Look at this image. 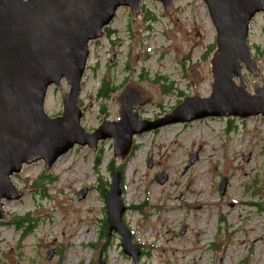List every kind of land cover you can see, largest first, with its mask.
Returning <instances> with one entry per match:
<instances>
[{
  "label": "rangeland",
  "instance_id": "obj_1",
  "mask_svg": "<svg viewBox=\"0 0 264 264\" xmlns=\"http://www.w3.org/2000/svg\"><path fill=\"white\" fill-rule=\"evenodd\" d=\"M140 4L141 26L132 30L129 8H120L111 34L90 44L79 99L81 125L88 132L104 117L119 119L120 105L109 96L115 92L100 91L104 81L118 90L131 79L154 86L157 102L139 110V117L150 121L196 92L211 95L202 72L216 51V29L204 1L174 0L177 12L170 17L160 1ZM248 44L261 68L259 77L242 68L246 89L253 93L255 84L264 85V13L253 19ZM61 90H69L65 80ZM45 110L52 117L61 114L59 87L50 88ZM134 142L124 163L113 158V139H107L95 156L88 145H76L48 173L45 161L25 164L12 180L21 190L37 189L19 201H2L13 222L0 220V264H99L100 258L106 264H136L121 235L107 232L105 194L113 170L122 171L121 199L128 207L123 223L140 248L138 264H215L216 255L223 264H264V117L173 123L137 134ZM195 153L198 158L188 167ZM43 174L48 178L41 180ZM199 187L204 197L219 201L190 204L187 199ZM83 188L88 193L80 199ZM25 216L29 220L17 227Z\"/></svg>",
  "mask_w": 264,
  "mask_h": 264
},
{
  "label": "water",
  "instance_id": "obj_2",
  "mask_svg": "<svg viewBox=\"0 0 264 264\" xmlns=\"http://www.w3.org/2000/svg\"><path fill=\"white\" fill-rule=\"evenodd\" d=\"M141 1L0 0V220L12 221L5 215L3 199L19 201L37 189L21 190L12 180L25 164L45 161L48 173L76 145H88L95 156L100 141L107 139L114 141L113 158L126 162L137 134L210 117H264V85L255 84L254 92H249L242 74L243 67L255 77L261 72L248 39L253 19L264 13V0H203L216 29V51L202 72L211 83V95L201 97L196 92L172 112L150 121L141 119L139 110L157 102L159 94L147 81L140 85L131 79L122 90L109 94L120 105V119L104 117L99 128L88 132L81 125L84 111L79 97L90 44L106 36L105 28L120 8L130 9L132 30L141 26ZM157 1L163 4L165 17L176 13L174 0ZM64 80L68 91L61 90ZM54 85L59 87L63 103V111L56 117L45 110L48 91ZM196 159L197 154H192L188 166ZM164 176L157 175L156 180L161 182ZM112 177L113 184L105 194L108 231L121 235L124 251L138 264L140 249L123 223L127 208L121 199L122 172L112 171ZM226 185L224 178L222 194ZM87 193L88 188H83L79 198ZM53 254L54 250L49 251L48 258ZM99 264L106 262L100 258ZM215 264H223L221 257L216 255Z\"/></svg>",
  "mask_w": 264,
  "mask_h": 264
},
{
  "label": "trees",
  "instance_id": "obj_3",
  "mask_svg": "<svg viewBox=\"0 0 264 264\" xmlns=\"http://www.w3.org/2000/svg\"><path fill=\"white\" fill-rule=\"evenodd\" d=\"M106 32H108V35H110L111 32H112V30H111L110 28H107V29H106ZM116 89H117L116 87H112L108 82L104 81L103 86H102V88H101V93L104 94V95H105V94L108 95L110 92H115ZM44 178H48V176H46L45 174H43V175L40 177L41 180L44 179ZM40 179H39V180H36V182H35V185H36V186H38L39 183L41 182ZM27 220H29V219H28V217H26V216H25V217H20V218L17 220V224H18L17 227L20 228L24 222H27ZM105 223H106V225H108V224H107V221H105ZM107 232L109 233L108 230H107Z\"/></svg>",
  "mask_w": 264,
  "mask_h": 264
},
{
  "label": "bare ground",
  "instance_id": "obj_4",
  "mask_svg": "<svg viewBox=\"0 0 264 264\" xmlns=\"http://www.w3.org/2000/svg\"><path fill=\"white\" fill-rule=\"evenodd\" d=\"M197 191L199 192L198 194H196L193 198L191 199H187V201L190 203V204H201V203H208V202H211V203H216L218 202L219 200L217 199H214V198H210V197H204V195H202V188H198ZM161 196H158L157 199H159ZM156 199V198H155ZM156 202V200L154 201ZM4 206V205H3Z\"/></svg>",
  "mask_w": 264,
  "mask_h": 264
},
{
  "label": "flooded vegetation",
  "instance_id": "obj_5",
  "mask_svg": "<svg viewBox=\"0 0 264 264\" xmlns=\"http://www.w3.org/2000/svg\"><path fill=\"white\" fill-rule=\"evenodd\" d=\"M107 35H108V32H107ZM103 86V85H102ZM102 86H101V88H102ZM100 91H101V89H100Z\"/></svg>",
  "mask_w": 264,
  "mask_h": 264
}]
</instances>
